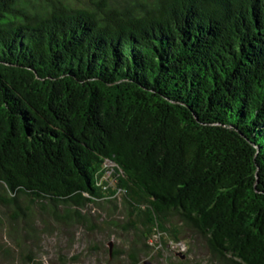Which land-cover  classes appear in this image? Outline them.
Listing matches in <instances>:
<instances>
[{"label": "trees", "instance_id": "16d2710c", "mask_svg": "<svg viewBox=\"0 0 264 264\" xmlns=\"http://www.w3.org/2000/svg\"><path fill=\"white\" fill-rule=\"evenodd\" d=\"M117 195L141 243L113 258L176 221L264 264V0H0V264Z\"/></svg>", "mask_w": 264, "mask_h": 264}, {"label": "rangeland", "instance_id": "374dc122", "mask_svg": "<svg viewBox=\"0 0 264 264\" xmlns=\"http://www.w3.org/2000/svg\"><path fill=\"white\" fill-rule=\"evenodd\" d=\"M104 168L109 171L102 182L106 184L107 190L113 191V171H110L113 164L107 162ZM81 215L83 219L66 225L55 223L47 217L39 219L38 228L44 233L40 260L44 264H128L126 255L119 259L109 255V244L112 254L117 250L127 252L134 245L140 247L141 243L137 240V232L122 228L127 218L121 196L117 195L113 203L100 201L89 204L81 211ZM171 225V229L179 230L178 242L185 245L184 250L179 248L180 252L176 251L173 245L169 246L167 237L163 236V247L153 252L160 237H152L147 242L151 246L150 252L139 258V264L146 261L151 264H228L213 260L201 237L182 229L176 221H171Z\"/></svg>", "mask_w": 264, "mask_h": 264}, {"label": "built area", "instance_id": "2783aa9c", "mask_svg": "<svg viewBox=\"0 0 264 264\" xmlns=\"http://www.w3.org/2000/svg\"><path fill=\"white\" fill-rule=\"evenodd\" d=\"M160 236H161V235H155L154 237H160ZM173 242H174V241L169 240V241H168L169 246H170V245H173L174 248H175V250L178 251V252H180V251H179V248H180L181 250H184L185 245H184L183 243L174 242V243H176V244H174ZM170 247H171V246H170ZM157 248H160V246H157L154 250H156Z\"/></svg>", "mask_w": 264, "mask_h": 264}, {"label": "water", "instance_id": "95a60500", "mask_svg": "<svg viewBox=\"0 0 264 264\" xmlns=\"http://www.w3.org/2000/svg\"><path fill=\"white\" fill-rule=\"evenodd\" d=\"M111 244H109V255L111 256ZM178 255V254H177ZM179 257H183L182 255H178ZM144 264H151V263H149V262H144Z\"/></svg>", "mask_w": 264, "mask_h": 264}, {"label": "clouds", "instance_id": "9594fccd", "mask_svg": "<svg viewBox=\"0 0 264 264\" xmlns=\"http://www.w3.org/2000/svg\"><path fill=\"white\" fill-rule=\"evenodd\" d=\"M178 255H180V254H178Z\"/></svg>", "mask_w": 264, "mask_h": 264}]
</instances>
